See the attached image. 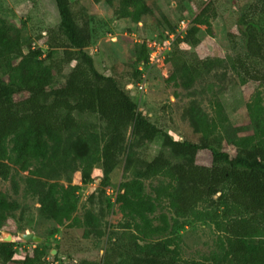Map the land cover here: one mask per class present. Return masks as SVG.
Returning <instances> with one entry per match:
<instances>
[{
	"label": "rangeland",
	"instance_id": "obj_1",
	"mask_svg": "<svg viewBox=\"0 0 264 264\" xmlns=\"http://www.w3.org/2000/svg\"><path fill=\"white\" fill-rule=\"evenodd\" d=\"M68 2L78 25H88V46L83 51L92 58L95 71L113 77L135 103L136 112L173 141L198 145L207 139L212 148L231 158L241 150L252 151L259 143L264 127V88L239 77L225 60L242 52L239 31L244 27L237 24L240 16L257 21L264 28V0H147L152 14L137 20L126 16L122 0H113L110 5L94 0ZM208 2H212L215 18L207 17L208 29L198 27L199 44L193 50L179 45L174 49L178 57L174 58L172 53L167 59L168 52L165 60L161 57L151 60L149 46L165 32L159 26L162 19L166 18L172 25L186 19L189 29ZM0 17L20 29L25 39L34 40L38 45L47 41L48 33L56 32L59 24L56 0H0ZM77 49L52 50L53 85L64 82L76 63ZM196 58L201 62L192 74L191 67L184 66L183 61L192 62ZM138 70L142 78L134 81L133 73ZM173 72L174 79L170 80ZM140 82L143 90L137 87ZM24 97L25 94H20L16 99ZM258 114L263 116L260 118ZM102 126L97 123L98 130ZM130 134L129 130L128 146L107 177L100 167L104 145L101 135H84L76 140L71 155L72 173L50 179L45 185L46 196L60 202L61 187L70 193L74 209L68 221L60 225L38 202V187L29 180L33 178L31 172L19 171L9 153L6 161L9 171L6 178L0 177V192L17 208L8 213L0 230V242L10 236L11 242L23 245L21 234L31 232L41 239L35 243L38 247L49 249L48 256L37 264H77L82 259L103 264L108 249L109 264H118L123 258L111 252L109 237L125 231L140 245L166 244L177 252L180 263L223 264L218 262L226 239L223 225L227 218L222 207L204 202L186 217H177L170 199L178 187L175 179L165 171L144 175L143 161L150 162L160 152L172 158L164 139L137 135L133 141ZM10 148L8 143V152ZM177 161L210 167L212 156L207 150L184 146ZM38 165L34 163L30 171ZM129 181H139L144 194L154 203V213L147 215L152 227L161 225V215L166 217L163 233L144 237L139 218L123 212L116 203L117 194L123 192L121 186ZM129 199L137 200L132 190ZM89 214L97 216L101 237L85 236ZM26 253L31 255L32 248ZM12 260L8 264L21 261L18 256Z\"/></svg>",
	"mask_w": 264,
	"mask_h": 264
},
{
	"label": "trees",
	"instance_id": "obj_2",
	"mask_svg": "<svg viewBox=\"0 0 264 264\" xmlns=\"http://www.w3.org/2000/svg\"><path fill=\"white\" fill-rule=\"evenodd\" d=\"M94 1L109 5L113 2ZM122 4L126 16L131 19L152 14L147 0H122ZM56 7L59 15L57 31L49 32L47 41L41 45L25 39L20 29L0 17V177L6 178L8 175L6 161L11 153L12 163L19 171L31 172L33 178L29 180L38 187V202L47 215L60 225L68 221L74 209L70 193L61 187L60 202L46 196L45 185L50 179L72 173L74 164L71 155L76 140L84 135H101L104 145L100 167L103 176L107 177L128 146L129 130L133 141L137 135L144 138L160 136L174 160L162 152L157 153L150 162L143 161L144 175L165 171L175 179L178 187L170 196L174 214L186 217L204 202L221 206L227 221L223 225L225 248L218 262L264 264V127L261 140L253 146L252 151L241 150L234 158L216 151L207 139L198 145L173 141L167 133L136 112L135 103L113 77L95 71L92 58L83 51L88 46V25H78L68 0H56ZM208 16L215 18L212 2L201 9L184 36L174 42L167 59L171 58L172 53L174 58L178 57L174 49L179 45L193 50L199 44L198 27L209 28ZM237 24L244 27L239 31L242 52L234 57L228 56L225 61L230 62L231 70L239 77L257 82L264 88V28L259 22L243 16L239 17ZM176 25L163 18L159 26L165 32L159 39L172 32ZM79 37L84 40L80 42ZM73 47L78 48L75 65L70 68L63 83L53 85L52 50ZM193 61L183 63L191 67L192 74H195L201 61L197 58ZM173 65L176 64L173 62ZM174 73L170 80L174 79ZM133 78L134 81L141 80L142 72L135 71ZM20 94H25V97L16 99ZM258 115L260 118L263 116ZM97 123L103 125L101 130H98ZM8 143L11 144L9 152ZM184 146L209 151L211 166L177 161ZM34 163L39 165L30 171ZM121 188L123 192L117 194L115 201L123 212L139 218L141 234L151 237L163 233L167 226L166 217L160 216V226H151L147 215L154 213L155 205L144 194L142 184L129 181ZM131 190L137 197L136 201L129 199ZM16 208V204L0 192V230L8 213ZM90 235L102 236L100 223L94 214H89L86 220L85 236ZM112 236L109 237V248L115 256L118 254L123 258L118 264H183L177 252L164 243L140 245L125 231ZM14 246L13 242H0V264L12 263ZM48 254L49 249L36 244L32 254H26L19 264H37ZM110 256L108 249L103 264H109ZM54 258H57V254ZM77 264L96 263L82 259ZM188 264L207 263L195 261Z\"/></svg>",
	"mask_w": 264,
	"mask_h": 264
},
{
	"label": "built area",
	"instance_id": "obj_3",
	"mask_svg": "<svg viewBox=\"0 0 264 264\" xmlns=\"http://www.w3.org/2000/svg\"><path fill=\"white\" fill-rule=\"evenodd\" d=\"M188 30V20L186 19H181L177 25L175 26L174 30L170 33H166V35L163 37V39H158V43L154 42L151 44L150 47V56L151 60L157 59L158 57H161L163 60H165V54H167L170 50L172 45L177 39H180L184 36V34ZM24 48L27 47V45H23ZM142 83H137V87L140 90H143V86L141 85ZM23 241V245H18V243H15L14 246V255L13 259L18 256L20 260H23L24 257L26 256V251L28 248H36V244L34 242H27ZM29 243V244H28ZM27 244V245H25Z\"/></svg>",
	"mask_w": 264,
	"mask_h": 264
},
{
	"label": "water",
	"instance_id": "obj_4",
	"mask_svg": "<svg viewBox=\"0 0 264 264\" xmlns=\"http://www.w3.org/2000/svg\"><path fill=\"white\" fill-rule=\"evenodd\" d=\"M21 239L27 242H34V243H38L41 241L40 238H38L37 236L33 235V233L31 232H23L21 234ZM2 242H11V237L8 236L6 239H4ZM53 254L55 253V251L52 252Z\"/></svg>",
	"mask_w": 264,
	"mask_h": 264
}]
</instances>
